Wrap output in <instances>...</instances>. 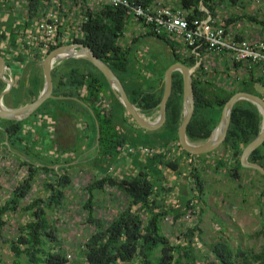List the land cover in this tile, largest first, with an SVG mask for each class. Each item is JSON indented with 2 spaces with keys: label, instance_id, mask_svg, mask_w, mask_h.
<instances>
[{
  "label": "trees",
  "instance_id": "obj_1",
  "mask_svg": "<svg viewBox=\"0 0 264 264\" xmlns=\"http://www.w3.org/2000/svg\"><path fill=\"white\" fill-rule=\"evenodd\" d=\"M35 1L38 0H30L33 4ZM131 1L144 5L152 2V0ZM235 1L177 0V5L191 10L189 17H200L204 15L198 10L200 2L214 13L224 7V4L221 5L222 2L231 5ZM247 17L259 24L260 29H264V14L263 18H257L254 15ZM129 18L124 7L104 5L88 13V19L79 26L80 36L73 38L71 42L88 45L95 55L117 75L131 102L143 114L154 118L162 96L164 70L175 61L193 66L196 60L179 57L175 52L173 41L164 35L151 32L146 35L163 40L171 48V61L161 66L150 60L146 63L138 60L140 57L137 54L140 52L137 46L141 39L137 36L132 39L124 36ZM236 19L234 16L227 15L225 23L229 25ZM124 37L126 42H123ZM62 44L52 45L47 53ZM69 60H72L74 65L67 71L61 72L56 66L51 71L53 94L57 98L45 100L33 115L43 110L50 100L63 105L74 104L75 112L82 113L91 132L90 146H93L96 141L95 119H97L99 142L87 161L78 162L89 165L90 169H98L103 174L95 176L94 180L84 187L87 199L84 200L83 207L87 212L86 222L92 226L91 232L81 244L79 255L70 260L60 244L57 226L54 220L48 218L47 211L59 210L64 202V191L71 183L67 172L73 167L71 159L60 157L64 154L63 147H56L53 156L49 154V151L43 154L37 145L39 136L32 142L25 140L22 125L27 118L21 121L0 118V146H3L7 153L12 154L19 165L25 166L27 170V174L17 181L0 206V236L6 222L3 218L6 212H16L21 209L30 216L28 221L18 225L16 237L9 242L14 253L12 264H21L23 259L25 264H264V222L258 230L250 234L262 239L259 250L241 246L233 248L227 240L221 238L207 243L206 250L203 247L196 248L194 233L195 230H199L197 224L186 227L181 241H171L162 231L163 218L168 215L172 217V220H177L191 208H196L193 199L202 197L203 178L196 166L190 170L194 184L190 189L191 191L195 189V192H190L188 197L181 195L182 203L176 205L165 201L171 189L165 186L167 177L164 169L170 168L180 173L181 162L177 157L169 158L164 153L155 152L139 158V153H130L133 155V166L137 168L136 171L122 176H114L108 172L121 148L126 145L134 148L139 145L159 148L168 147L171 144L179 146L177 129L183 115L181 73L179 71L172 73V90L166 102V119L163 125L157 130L147 131L138 126L128 115L111 91L104 75L90 61L85 58ZM203 70L204 66L201 63L192 74L195 104L186 129L187 137L191 141H202L210 136L212 129L218 123L224 103L232 94L238 91L258 93L255 86L264 85V74L255 75L254 68L249 70L242 81L230 88L201 79L200 73ZM43 83V74L29 78L27 85L24 81L19 83L15 81L10 91L4 95L5 101L11 100V107L31 102L40 93ZM4 88L5 83L0 81V92ZM107 92L112 101L111 109L101 105ZM260 96L264 99V91ZM74 97L79 100H74ZM84 104L93 110L94 116ZM261 126L262 115L258 108L248 100L237 101L232 107L226 137L222 142L224 150L215 163L216 167L225 166L223 158L229 157L227 159L229 164L226 165L230 167V175L236 179L240 178L239 170L245 168L240 163L242 149L256 137ZM121 128L127 129L126 134ZM5 134H7V144L4 143ZM49 139V144L47 143L45 148L58 144L59 138L54 139L51 135ZM211 154L212 152H209L203 156H211ZM200 156L202 155L196 157ZM248 160L264 167V141L249 154ZM253 171L264 181V177L258 171L254 169ZM39 172L47 173L43 184L45 195L28 198L35 176ZM107 187L118 190L124 195L126 202L115 211L112 217L103 218L94 212L93 190H103ZM193 214H197V211Z\"/></svg>",
  "mask_w": 264,
  "mask_h": 264
},
{
  "label": "rangeland",
  "instance_id": "obj_2",
  "mask_svg": "<svg viewBox=\"0 0 264 264\" xmlns=\"http://www.w3.org/2000/svg\"><path fill=\"white\" fill-rule=\"evenodd\" d=\"M221 5L224 6L221 8L223 13L237 18L230 25L235 26L239 24L240 26H247L253 31L254 29L251 26L254 25L260 29V25L251 21L247 16L254 15L257 18H263L264 0H236L231 5L226 4V2H222ZM130 22L131 19L129 18L125 27L126 31L130 27ZM137 47L144 54L142 56H144L146 62L150 60L163 66L171 61V48L161 39L151 37L141 40ZM214 65L218 66V63ZM14 66L12 64V67ZM13 71L17 73L18 70L14 68ZM128 120L131 121V119ZM122 132L126 134L127 129L123 128ZM4 143H6V140ZM58 144L60 147L66 146L64 141H58ZM52 147L56 148L58 146L53 145ZM223 150L224 148L220 144L212 151L211 156L205 157L204 160L206 161L201 159V164H195L202 175L204 188L202 197L193 199L197 214L181 215L175 221L172 220L171 216L167 215L161 222L162 231L171 241H181L186 227L197 224L201 232L195 230L194 233L196 248L203 247L206 250L207 243L221 238L227 240L233 248L241 246L259 250L262 243L260 237L250 235L240 236L235 231H230L229 226L235 224L238 226L243 225V231L252 234L256 230H253L256 223L251 221L255 220L251 213H254L257 219L264 220V181L251 168L240 170V178H233L230 175V167L227 166L229 164L227 162L229 157L226 156L223 159H225L224 162L227 165L225 164V166L217 168L215 163L221 157ZM199 155H202L200 156L201 158L204 157V154ZM229 162L231 163V161ZM195 165H189L187 168L183 166L184 170L180 169V173L176 172L175 175V171L171 175L168 169L167 171L164 169L168 173L167 176H169H166L167 181L165 186L171 189L165 197L166 202H171L173 205L180 204L182 203L181 195L188 197L190 192H195V189L191 191L194 184L190 174V170ZM54 167L57 166L54 165ZM26 172V167L19 165L18 160L7 153L3 146H0V206L17 181L27 174ZM67 172L71 178V183L64 191V202L59 210L55 212L47 211V216L50 220H54L60 244L63 246L65 252L69 254L68 258L73 260L79 255L81 244L84 243V240H86L88 234L91 232L92 226L86 222L87 212L83 207V203L87 199L84 187L93 177L90 174L89 168L83 165L69 168ZM46 176L47 173L44 172H39L35 176L28 198L45 195L43 184ZM194 194L196 195V193ZM93 200L95 214L103 218L112 217L115 211L122 205H125L126 202L124 195L111 187L103 190L94 189ZM29 217L21 209H18L16 212H6L3 215L6 222L0 236V264L13 263L14 253L11 250L9 242L16 237L18 225L28 221ZM198 218L200 219L198 220ZM249 220L250 222H247ZM21 264H25L24 259Z\"/></svg>",
  "mask_w": 264,
  "mask_h": 264
},
{
  "label": "built area",
  "instance_id": "obj_3",
  "mask_svg": "<svg viewBox=\"0 0 264 264\" xmlns=\"http://www.w3.org/2000/svg\"><path fill=\"white\" fill-rule=\"evenodd\" d=\"M104 5L124 7L128 16L139 21L137 31L142 34L151 32L173 41L179 57L196 60L192 74L203 64L199 76L203 80L230 88L242 81L251 68L255 75L264 74V29L253 25L254 34L245 36L238 32L239 24L226 25L227 14L220 8L211 13L200 2L198 10L204 15L189 17L191 10L177 5V0H152L146 5L131 0H38L35 4L30 0H0V23L9 27L5 36L0 31V53L6 70L12 72V64H17L20 58L41 61L52 45L73 43L71 40L80 36L79 26L88 19V13ZM123 149L129 153L137 151L141 156L164 153L180 159L185 168L201 161L177 144ZM194 211L191 208L185 215Z\"/></svg>",
  "mask_w": 264,
  "mask_h": 264
},
{
  "label": "water",
  "instance_id": "obj_4",
  "mask_svg": "<svg viewBox=\"0 0 264 264\" xmlns=\"http://www.w3.org/2000/svg\"><path fill=\"white\" fill-rule=\"evenodd\" d=\"M68 58H85L90 61L104 75L114 95L122 104L128 115L131 116L138 126L147 131L157 130L163 125L166 119V102L172 90V73L174 71H179L182 75L183 82V115L180 125L177 129L178 143L184 151L194 155L212 152L220 144H222L226 137L227 129L230 123L233 105L239 100L250 101L258 108V111L262 115V126L256 137L243 147L240 155V163L242 167L254 169L264 177V167L257 162H251L248 160L249 154L264 141V99L260 96V94H262L264 91V85L258 84L255 86V89L258 93L238 91L232 94L230 98L224 103L218 123L212 129L210 136L202 141H191L187 137L186 129L191 119L195 104L192 80L193 66H187L181 61H175L169 64L164 70L162 96L158 104L157 115L152 118L143 114L139 108L131 102L123 87V84L117 75L111 70V68L98 56H96L88 45L80 42L60 45L49 51L40 62L44 76V83L38 96L31 102H28L24 105L17 107H7L3 103V97L10 91L13 85V80L6 75V62L3 55L0 53V81L5 83V88L0 92V118L16 121L24 120L30 117L45 100L57 97L53 94V78L51 71L56 62ZM74 99L79 100L75 97ZM90 111L94 116L93 111L91 109ZM95 122L97 127V145L99 142L100 132L97 119H95ZM54 135L57 136L56 131H54Z\"/></svg>",
  "mask_w": 264,
  "mask_h": 264
},
{
  "label": "crops",
  "instance_id": "obj_5",
  "mask_svg": "<svg viewBox=\"0 0 264 264\" xmlns=\"http://www.w3.org/2000/svg\"><path fill=\"white\" fill-rule=\"evenodd\" d=\"M130 19H131L130 27H129L128 31H126V29L124 31V36L126 38L132 39L134 36H137L141 40H146V39L153 37V36H148L146 34L143 35L141 33V30L137 31L138 27L140 26L139 21L138 20L136 21L131 17H130ZM251 27L255 30L254 26H251ZM8 28L9 27H7L6 23H0V31H1L3 36H5V33L8 30ZM236 28L238 29V32L242 35L249 36V35L254 34V31L250 27H247V26L239 27V26H237ZM125 37H124L123 42H126ZM138 52H140V50H138ZM137 55L140 57L141 61H145L144 56H142V55H144L143 53L140 52ZM171 58H172V53H171ZM69 59L70 58L60 60V61L56 62L54 64V66L58 67L61 70V72H65V71H67V69L69 67L74 65V62H72V60H69ZM40 62L41 61H30V60H26L24 58H20L18 60V63L15 64L14 67H12V72L9 70H5L6 75L9 76L13 80V83L15 81H17L18 83L21 81H24L25 85H27L29 78H31V77L34 78L35 76L37 77L39 74H43ZM145 63H146V61H145ZM14 68H16L18 70L17 73H14V71H13ZM82 91H84V89H82ZM111 91H112V89H111ZM55 98H57V97H55ZM55 98H52V99H55ZM75 98H77V97H75ZM104 98H105V100L102 102V104L99 101L100 104L102 106L107 105V108L111 109V107H112L111 102L112 101H111V97H110L108 92L105 94ZM74 100H76V99H74ZM10 102H11V100L8 99L5 101V98L3 97V103L5 104V106L11 107ZM99 102L97 103L98 105H99ZM84 105L87 107L90 114L93 115L90 111L91 108L86 104H84ZM75 111H76V106L74 104L63 105L62 103H58L54 100H50L46 104V107H44L43 110H39L34 115L32 114L30 116V118H28L24 122V124L22 125L23 134L25 136V140H27L29 142H32V140L35 141L37 136H39V138L37 139V141H38L37 145H39V149L42 150L43 154L45 151H49V154L51 156H53L55 154L56 148L55 147L47 148L48 146L45 148V145H47V143L49 144V141H50L49 137H51V135H53L54 139L59 138L58 141H64L66 143L65 144L66 146L63 147L64 148V154H61L60 157L70 158L71 159L70 162L73 165V167L83 165L86 168H89L90 174L93 177V179L90 181V182H92L94 180L95 176H102L103 175L102 172H100L98 169H93V168L90 169L89 165L79 164L78 162L87 161L89 159V157L92 156V154L94 153V149L96 148V141H95V144L93 146H90V144H91V136H90L91 132L88 129V125L86 123L85 117L82 115V113L81 114L76 113ZM54 131L57 132V136L54 135ZM5 140L8 143L7 134H5ZM7 143H5V144H7ZM74 143L76 144L75 146H74ZM54 145H56V146L58 145V147H60L59 144H54ZM126 146H130V145H126ZM126 146H124V147H126ZM123 148H121L119 155L117 156V158L114 160L113 164L108 169V172L114 176H122L123 174H129V173H132L133 171L137 170V168H135V166H133V162H134L133 161V155H130V153H128V151H126ZM89 149H91V150L88 151ZM132 153H137V151H133ZM10 155H12V154H10ZM138 157L141 158L143 156H141V154L139 153ZM205 157H209V156L205 155L202 158L198 157V159L199 160L202 159L203 161H206V160H204ZM55 166H57V165H55ZM165 169H166V171H167V169L170 171L169 174L174 173V171L170 168H165ZM180 169H183L182 166L179 168V170ZM245 169L246 168H243L240 170H245ZM240 170H239V173H240ZM166 171L164 170V173L167 176L168 173H166ZM176 172L174 173V175L176 174ZM167 177H169V176H167ZM251 214H252V216H254L253 218H255V220H251V221H254L256 223V224H254L255 226H254L253 230L254 229L257 230L260 228V226L264 222V220L261 221V219H257L255 217L254 213H251ZM247 222H250V220ZM229 227H230L229 228L230 231H235V233H237L240 236L241 235H248L249 236L251 234V233L249 234V233H246L243 231L244 230L243 225L238 226L235 224V225L229 226Z\"/></svg>",
  "mask_w": 264,
  "mask_h": 264
},
{
  "label": "flooded vegetation",
  "instance_id": "obj_6",
  "mask_svg": "<svg viewBox=\"0 0 264 264\" xmlns=\"http://www.w3.org/2000/svg\"><path fill=\"white\" fill-rule=\"evenodd\" d=\"M208 156V155H207Z\"/></svg>",
  "mask_w": 264,
  "mask_h": 264
}]
</instances>
